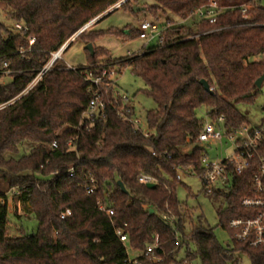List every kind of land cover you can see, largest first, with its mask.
Segmentation results:
<instances>
[{"label":"trees","instance_id":"1","mask_svg":"<svg viewBox=\"0 0 264 264\" xmlns=\"http://www.w3.org/2000/svg\"><path fill=\"white\" fill-rule=\"evenodd\" d=\"M120 1L0 0L10 20H0V107L4 106L0 108V181L14 190L13 198L38 223L31 235L9 236L10 197L0 191V264H124L126 253L116 227L125 230L137 249L146 248L158 235L164 252L171 253L162 264H172L175 253L190 241L196 245L186 259L191 262L239 264L240 253L252 264H264V247L235 243L229 228L233 218L258 213L242 205L243 199L259 196L258 160L228 189L206 191L204 185L206 192L225 200L218 211L219 227L228 232L232 248L223 246L201 219L193 221L177 195L179 183L183 184L179 169L202 170L206 149L197 142L205 122L198 117L200 108L205 107L212 119L225 116L230 132L252 125L240 107L254 105L262 92L256 84L264 76L261 0H155L158 6L152 8H164V15L171 13L183 21L212 1L221 13L215 24L200 20L193 28L168 18L157 45H146L138 55L102 64L97 57L108 52L95 49L94 55L87 52L90 65L74 69L57 61L22 95L53 53ZM243 6L248 7L250 19L244 18ZM30 37H35L33 45ZM126 67L144 81L145 93L157 106L146 115L153 132L150 138L112 108L94 121L83 117L93 97L87 72L114 69L118 74V68ZM202 80L213 93L205 90ZM54 141L57 149L52 148ZM23 149L29 152L15 157ZM260 154L264 155V141ZM72 167L75 177L68 173ZM141 174L154 176L155 187L141 183ZM91 179L97 190H91ZM99 200L113 208L112 218L99 211ZM64 209H71L72 215L61 219ZM15 215L20 217L18 212Z\"/></svg>","mask_w":264,"mask_h":264},{"label":"built area","instance_id":"2","mask_svg":"<svg viewBox=\"0 0 264 264\" xmlns=\"http://www.w3.org/2000/svg\"><path fill=\"white\" fill-rule=\"evenodd\" d=\"M123 0L117 5V8L123 5ZM130 1V0H129ZM242 11L245 19H250L247 15L248 7L243 6ZM221 10L216 1H212L209 5L199 8L196 11L201 20L208 21L210 24H215ZM97 20V19H96ZM95 20V21H96ZM93 21V22H95ZM87 24L78 33L87 30L91 24ZM16 27L21 30L22 26L17 24ZM163 32V28L159 31L157 23L144 21L140 26L139 37L147 41L146 45L159 40ZM35 43V37H30V45ZM71 41L66 42L57 52L53 53L51 61L40 72L37 78L29 85L25 95L33 87L42 80L43 76L48 72L57 61H61L64 52L70 46ZM68 69L75 67L67 66ZM115 71L104 69L100 74H95L92 71L87 72L86 80L89 83V91L92 92L93 97L89 102L88 108L84 113V118L94 121L97 116L105 117L109 108H112L118 117L131 125V127L141 132L146 138L152 136V131L149 129L146 121H143L141 116L136 111V106L133 98L129 96H122L116 91L117 78ZM4 106H1L2 108ZM264 115V109H263ZM230 140L233 142L234 151L231 154L224 155V141ZM264 141V121L258 127H244L241 130L230 132L226 127V118L221 115L215 119L208 116V121L204 122L201 133L198 136L197 142L199 145L205 147L206 152L201 158L202 170L197 172L194 167L188 173L179 169L178 179L182 180V173L190 176L199 177L205 185L206 191L223 190L232 186L233 180L241 176L248 170L254 161L258 160L260 173L256 177L255 189L258 197H247L243 199L242 205L251 210H258V213L250 218L237 217L229 222V228L232 231V239L235 243L247 244L250 247H264V155L260 154V148ZM69 146L73 142L68 143ZM52 148L57 149L58 143L54 141ZM209 149H216L221 153L216 157L210 154ZM71 177L76 176L75 168L69 169ZM139 181L144 184H154L156 179L150 174H141ZM91 190H97L98 186L95 179L90 181ZM99 211L105 213L112 218L115 211L103 200L97 202ZM72 215L71 209H64L60 213L61 219H66ZM171 226L175 230L174 222L171 221ZM116 237L123 244L126 256L123 260L124 264H162L171 253L164 252L161 239L156 235L152 242L146 248H133V253L130 251L129 236L122 227L115 228ZM180 243L179 237H177ZM179 248V246H178ZM178 264H193V262L185 260ZM199 264V263H198Z\"/></svg>","mask_w":264,"mask_h":264},{"label":"rangeland","instance_id":"3","mask_svg":"<svg viewBox=\"0 0 264 264\" xmlns=\"http://www.w3.org/2000/svg\"><path fill=\"white\" fill-rule=\"evenodd\" d=\"M261 2L264 6V0H261ZM119 3H121V1ZM118 4L96 18L98 19L96 22H93L96 19L91 21L93 23L85 32L87 33L85 37L78 38L76 33L68 40L71 41V44L63 54L61 60L62 64L70 67H87L90 65L91 58L86 50V47L89 44L93 45L94 50L102 49L108 52L107 55H99L97 57L102 64L106 63L108 60H119L140 54L145 49L147 41L136 36V34L140 30V26L144 21L157 23L159 31H161L163 28L162 25L168 18L180 23L183 22L188 28H193L195 24L201 20L200 16L196 13L186 21H183L171 13L164 15V8H152L158 6V3L155 0H130L125 5L123 4L121 7L117 8ZM135 7L141 8L142 10L134 11ZM155 15L160 16V18L157 19ZM0 20L4 23L10 22L7 12L2 4H0ZM112 32H119L120 34L117 35ZM92 38H94V40L90 42L89 40ZM155 45H157V40L148 46L153 47ZM111 71L115 70L112 69ZM114 78H117L116 91L122 96L133 98L137 113L141 116L143 121H146L147 112L155 109L157 106L153 99L145 93L146 85L144 81L136 77L130 67L123 69L118 68V74L116 73ZM261 90V95L254 105L240 107L242 112L246 113L249 117L252 123L251 127H258L264 121V83ZM197 113L200 119L208 121L205 107L200 108ZM232 146V141H224L223 153L225 156L234 151V147ZM219 150L220 151L209 149V152L216 157L221 153V149ZM28 152L29 149H23L19 155H15V157H20ZM181 176L183 184L179 183L177 187V195L180 202L190 210L193 221L198 222L201 219L206 226H210L214 229L218 241L223 246H229L232 248L233 242L228 232L219 227L220 220L218 211L221 207L223 208L225 206V200L223 198H215L213 195L206 192L204 184L199 177L190 176L185 173H182ZM0 191L8 193L10 197L9 236H19L23 232L31 235L36 232L38 227L37 220L33 215H27L24 207L13 198L14 190H10L6 183L0 181ZM16 212H18L20 217L15 215ZM189 222L190 221L187 220V235L191 234L189 231ZM129 246L131 253H133V248L130 243ZM195 251L196 245L194 242L190 241L184 244L175 253L174 262L172 264L183 262L188 258L189 253ZM238 257L240 258L239 264H252L251 260L246 255L238 253Z\"/></svg>","mask_w":264,"mask_h":264},{"label":"water","instance_id":"4","mask_svg":"<svg viewBox=\"0 0 264 264\" xmlns=\"http://www.w3.org/2000/svg\"><path fill=\"white\" fill-rule=\"evenodd\" d=\"M127 1H129V0L124 1L122 4H125ZM141 10H142L141 8H137V7L134 8V11H141ZM97 20H98V19H97ZM97 20H96V21H97ZM96 21H95V22H96ZM86 50L89 51L92 55H94V47H93L92 44H89V45L86 47ZM263 83H264V76H263L262 78H260V79L257 81L256 84H257V86H258L259 88H261L262 85H263ZM201 84L204 86V88H205V90H206L207 92H209V93H213V92H214V91L211 89L210 84H209L206 80H202V81H201ZM118 184H119L120 188H121L124 192H126V188H125L124 184H123L121 181H119ZM147 186H148L149 188H154V187H155L154 184H148ZM151 213H154V210H153V209L151 210ZM193 264H198V262H197V261H194Z\"/></svg>","mask_w":264,"mask_h":264}]
</instances>
